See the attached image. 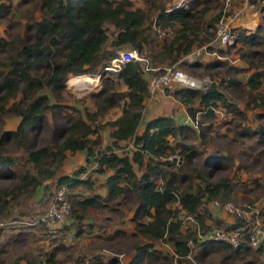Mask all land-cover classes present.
Listing matches in <instances>:
<instances>
[{"label": "trees", "instance_id": "obj_1", "mask_svg": "<svg viewBox=\"0 0 264 264\" xmlns=\"http://www.w3.org/2000/svg\"><path fill=\"white\" fill-rule=\"evenodd\" d=\"M142 1L144 7L134 6L133 0H0V18L8 19L6 35L0 34V53L4 54L0 58V127L8 115L20 118L15 129L0 130V177L16 180L9 186L10 189L0 191V212L9 205L10 195L16 197L22 191L33 190L45 178L53 176L55 169L49 166L59 167L68 151H85L88 161V156L96 161L95 170L109 172L105 180V195L83 199L73 197L70 203L98 205L100 201L106 203L123 194L134 193L138 199L133 214L134 231L147 241L134 243L136 253L129 264H181L189 252L187 241L196 240V232L182 229L180 213L184 211L185 215H193L201 229L208 228L206 218L210 219V214L201 213V205L206 200L226 201L232 191L231 183L228 178H220L206 182L204 186L198 185L193 191L190 183L181 189L178 184L190 178L185 173L174 171L175 166L180 164H176L170 156L179 153L185 161L184 153L191 160L198 152L185 145H181V151L174 150L169 136L192 131L191 125L178 124L171 116L157 115L146 121L142 132L138 133L148 95L143 65L137 60L128 61L117 72L115 79L104 76L106 72L103 68L117 55L116 49L127 44L139 53L148 45L154 56L153 63L150 62L153 67L162 66L158 64L164 60L173 62L180 55L187 54L196 38L198 21L202 18L197 14L203 15L217 0H188L186 6L172 7L167 5L169 0ZM15 2L32 5L30 13L13 20L15 16L12 15L18 9ZM152 16L161 25L177 26L174 37L161 47L151 40L148 22ZM218 17L216 15L215 19ZM21 18L24 20L21 21ZM11 21L16 22L21 31L13 32L16 24ZM107 25H112L114 29L111 39ZM107 42L112 48H108ZM238 43L242 58L247 60L249 55L261 58L258 63L249 61V66L255 71L249 75L246 84L251 99L257 106L264 107V91H260L264 89V25L258 24L250 32L238 29L235 44ZM156 47L160 49L158 53L153 52ZM260 65L262 68L258 69ZM95 72L100 73L102 86L90 93L95 106L93 111H83L63 103V91L69 77ZM119 83L123 85L121 89L117 88ZM227 85L239 86L240 83L239 80L229 79ZM43 89L50 92L53 102ZM176 91L185 102L197 98L198 109L194 111L187 107L192 119L196 110L202 111V116H212L217 106L226 108L235 116H244L237 104L228 100L214 83L205 91L191 87ZM115 106L121 107V113L108 123L114 128L110 132L111 145L96 152L94 148L100 144L99 131L103 128L98 118ZM48 112L53 117V142L28 146V131L42 129L47 124ZM199 123L201 120L198 119ZM254 133L264 137V127L244 134L249 136ZM121 140L132 142L130 155L113 150L112 146H118ZM7 141L24 147V162L30 163L31 169L19 168L18 157L3 152ZM205 161L206 167L221 166L218 156H211ZM134 164L138 168L144 166L139 176L133 169ZM58 182L74 186L81 180L61 176ZM82 182L88 180L82 179ZM172 202L177 205L172 207ZM140 216L148 219L140 221ZM212 223L221 225L219 220ZM156 240L170 243L174 252L169 254L155 248L152 243ZM198 245L200 250L195 254L198 261L209 252H225V257L232 259L239 252L249 251L246 244L232 248L224 242L209 240ZM54 256L52 252L49 262H53ZM81 260L83 263L80 264H98ZM113 260L118 258L109 260L108 264H118ZM27 264L37 263L27 259Z\"/></svg>", "mask_w": 264, "mask_h": 264}, {"label": "rangeland", "instance_id": "obj_2", "mask_svg": "<svg viewBox=\"0 0 264 264\" xmlns=\"http://www.w3.org/2000/svg\"><path fill=\"white\" fill-rule=\"evenodd\" d=\"M167 2L168 7L186 6L188 4V0H169ZM15 3L18 9L12 15L15 16L13 20L30 13L32 5ZM133 3L134 6L144 7L142 0H133ZM216 15H219L217 19H215ZM35 16L39 17L37 11ZM197 16L202 18L198 21V27L195 29L196 38L191 50L185 55H180L173 62L167 59L158 64L164 66L175 65L182 70L186 80L191 85L175 87L170 90H157L156 93L147 95L142 110L143 119L141 124L145 122L153 110V116L167 115L173 117L178 124L191 125L192 131H184V134H177L174 137L169 136L174 150L181 151V145H185L196 149L198 152L191 160L184 153V163L177 162L180 165H176L174 171L185 173L190 178V180L180 182L178 186L183 189L190 183L193 191L198 185L204 186L206 182L228 178L232 191L226 201H230L234 205L244 203L253 205L260 212L262 211L260 216L264 222V137L257 133L249 136L244 134L246 131L264 127V107L257 106L251 99L246 84L249 75L255 71V68L249 66V61L258 63L261 58L252 55L248 56L249 60L242 58L239 43L220 48L215 43V23L219 19L228 21L236 33L238 29L250 32L258 24L264 25V2L262 0H217L203 15L199 13ZM23 20L24 18H21V21ZM154 22L157 21L152 16L148 22L151 28V40L161 47L164 42H169L174 37L177 26L169 27L170 32L168 34L158 36L152 28ZM7 23L8 19L0 18V34L6 35ZM14 23L16 24V22ZM107 30L111 39V33L114 31L113 26L107 25ZM19 31H21L20 26L16 24L13 32ZM128 47L124 45L117 48L116 52L118 53L120 49H127ZM159 47H156L153 52L158 53L160 51ZM108 48L112 47L109 45ZM150 50L152 49L146 45L139 53L140 56L146 58L145 63H153L154 56ZM3 55L0 53V58ZM215 61L220 62L210 65ZM261 68V65L258 66V69ZM96 74L97 72L85 75L93 76ZM151 74L153 75V73L145 75L146 79ZM104 76L115 79L116 75L107 72ZM206 76L212 79V84H216L217 88L225 93L228 100L237 104L240 110L243 111L244 116H235L226 108L217 106L212 116H202V111L196 110L194 119L190 117L187 107L194 111L198 109L197 98L185 102L176 90L184 87L198 89L196 85L201 83L199 81ZM88 79L84 76L69 77L63 91V103L77 106L83 111H93L95 106L90 93L97 91L98 88L89 90L88 87L80 89L72 86L77 82H85ZM229 79L239 80L240 85L228 86ZM99 82V88H101L102 77L99 78ZM122 86V83H119L117 88L121 89ZM43 91L50 95V102H53L54 98L50 92L47 89H43ZM260 91H264V89H260ZM252 94L255 95V91H252ZM246 103H249L248 106H246ZM120 113L121 107L115 106L98 118V123L103 128L99 131L100 144L94 148L96 152L111 145L110 132L114 128L108 123L116 119ZM187 117L190 122L185 121ZM19 119L15 115L6 116L0 130L15 129ZM198 119L201 120V123L196 124L195 120L198 123ZM193 121L195 122L193 123ZM52 127L53 117L48 112L47 124L42 129L28 131V146L52 143ZM118 143V146H112L114 151L119 154H131L133 144L130 140H121ZM2 149L4 153L18 157L19 162L17 164L19 168L22 166L24 169H31L30 163L24 162L23 146L7 141ZM86 156L85 151H68L59 167L49 166V168L55 169L53 176L45 178L33 190L22 191L16 197L10 195L9 205L0 212V221L6 223L0 226V264H27V259L36 260L37 264H80L83 263L81 259L85 263L108 264V261L114 258L119 259L118 264H123L127 261L125 258L129 256L128 254L134 250V242L141 244L147 241L142 236L139 237L135 234L134 231L135 220L133 214L138 202L134 193L123 194L117 199L106 203L100 201L98 205L80 206L77 203L75 205L70 203L73 208H71L67 219L63 223L56 224L58 228L53 234L47 233L45 227H42L36 221L51 201L59 184L58 179L61 176L81 180L79 184L74 186L68 184L67 198L69 202H72L71 198L73 197L83 199L105 195V180L109 172L101 173L95 170L97 167L96 161L92 156H88V159H90L88 161ZM211 156H218L221 166L206 167L205 160ZM133 169L139 176L144 170V166L138 168L134 164ZM32 170L35 173L33 168ZM82 179L88 180V182H82ZM15 181L13 178L0 177V191L10 189L9 186ZM208 201H204L201 205L200 210L202 213L207 212L209 209L212 210ZM170 205L175 207L177 204L172 202ZM231 217L234 219V223L238 221L235 216V218L232 215ZM147 219L145 216L139 217L140 221H146ZM180 219L184 230L190 231V226L193 224L192 219H186L183 212L180 213ZM18 221H31L33 224L22 225ZM211 225L216 224L211 223L208 226ZM221 226L230 227L231 224L223 223ZM165 244L169 245L170 243L165 241L159 247L164 252L169 253L170 251L167 250ZM197 250L198 248L193 250L190 257L182 261L181 264H222L221 256L216 255V253L201 257L198 261L195 258ZM52 252L55 253V256L53 262H49L48 259ZM249 254L246 256L247 261H230L229 264H264V257L260 254H256L252 250ZM175 264L180 263L175 262Z\"/></svg>", "mask_w": 264, "mask_h": 264}, {"label": "built area", "instance_id": "obj_3", "mask_svg": "<svg viewBox=\"0 0 264 264\" xmlns=\"http://www.w3.org/2000/svg\"><path fill=\"white\" fill-rule=\"evenodd\" d=\"M264 2V0H262ZM216 36L215 43L217 46L225 47L232 46L236 43V31L231 27L228 21L219 19L216 23ZM169 25H161L154 22L152 25L153 30L158 36L168 34L170 32ZM137 60L143 65L145 74L153 73L148 75L147 86L148 95H152L157 90L162 89H173L180 86H190L191 83L186 80L184 73L181 69L175 65H162L160 67H153L150 63H145L146 58L140 56L137 49L128 47L127 49H120L115 57H113L109 64L103 68V71L111 72L116 75L120 68L128 61ZM95 79L94 83L88 88L94 90L100 87V73L96 75H88ZM196 85L198 89L205 91L209 85L212 84L210 77H203ZM196 124H197V120ZM193 121V123L195 122ZM192 123V124H193ZM170 159L177 162H183L184 159L179 153H175L170 156ZM68 184L59 183L54 191L53 197L49 202L46 209L40 213L39 218L36 220L49 234H53L57 231L56 224L63 223L70 211L71 204L67 198ZM212 203L215 206L222 207L228 212L232 213L237 222L230 227H222L221 225L210 226L206 229H201L195 218L191 214H186V219H192L193 224L190 228L196 232V240H188L187 245L189 252L186 257H190L191 252L196 249L199 242L203 241H217L224 242L232 246V248H239L243 244L248 245L251 248L260 250L264 255V222L260 215L261 212L251 204L234 205L230 201L220 202L217 199H213ZM19 224H33L31 221H18ZM6 224L0 221V226ZM182 229H184L182 227Z\"/></svg>", "mask_w": 264, "mask_h": 264}, {"label": "crops", "instance_id": "obj_4", "mask_svg": "<svg viewBox=\"0 0 264 264\" xmlns=\"http://www.w3.org/2000/svg\"><path fill=\"white\" fill-rule=\"evenodd\" d=\"M126 46H129V45L127 44ZM146 75H147V74H146ZM152 112H153V110L151 111L150 116L148 115V118L145 120V122L148 121L149 119L155 117V115L153 116V113H152ZM142 119H143V115H142ZM141 121H142V120H141ZM185 121L190 122V121L188 120V117L185 119ZM145 122H144L143 124L140 123V125L138 126V129H137L138 133L142 132V130H143V128H144V124H145ZM139 127H140V129H139ZM208 204H209V207L212 208V210L209 209V210L207 211V212L210 214V219H209V218H206V223H207V224H211L212 222H215L216 220H219L221 225H222L223 223H226L227 225H230V224L233 225V223H234V219L231 217V215L234 217L233 214H231L230 212L226 211V210L223 209L222 207L215 206V205L212 203V200H209V201H208ZM218 211H221V212H218ZM182 212L184 213V211H182ZM200 212H201V210H200ZM261 212H262V211H261ZM201 213H202V212H201ZM228 214H229V215H228ZM193 217H194V216H193ZM194 218H195V217H194ZM234 218H235V217H234ZM195 221H197L196 218H195ZM197 223H198V222H197ZM203 242H204V241H203ZM134 243H135V242H134ZM199 243H201V242H199ZM152 244H153V246H154L155 248H157V249H161V247H159V246H160V244L163 245L164 242L159 241V240H156V241L153 242ZM165 246H166L167 250L170 251L169 254H172V253L174 252V251H173V247H172L171 244H169V245L165 244ZM248 247H249V246H248ZM196 248H198V250H200V249H199V245H198ZM198 250H197V251H198ZM251 250L254 251L256 254H260L262 257H264V255H263L259 250L254 249V248H251V247H249V251H248V252H245V253H243V252H239V253H238V256H236L235 258H232V259H231V258H228V257H225V252L215 251V253H216V255L221 256V263H222V264H229L230 261H233V262L247 261L248 259L246 258V256H247V255H250L249 253H250ZM197 251H196V252H197ZM135 253H136V249H135V250H132L131 253L128 254L129 256H128L127 258H125L127 261L123 262V264H129V263L132 261V258L135 256ZM212 253H214V252L205 253V254H203L201 257H206V256H208V255H211ZM186 258H189V257H186ZM118 260H119V259H118ZM118 260H115V261H118ZM142 264H146V263H142Z\"/></svg>", "mask_w": 264, "mask_h": 264}, {"label": "bare ground", "instance_id": "obj_5", "mask_svg": "<svg viewBox=\"0 0 264 264\" xmlns=\"http://www.w3.org/2000/svg\"><path fill=\"white\" fill-rule=\"evenodd\" d=\"M76 76H84V77H88L89 79L87 80V81H85V82H83V81H80V82H77L75 85L73 84L72 86H74V87H79L80 89L82 88V87H85V89L88 87H90L93 83H94V81H95V79L94 78H92V77H90V76H88V75H76ZM72 77V76H71Z\"/></svg>", "mask_w": 264, "mask_h": 264}, {"label": "clouds", "instance_id": "obj_6", "mask_svg": "<svg viewBox=\"0 0 264 264\" xmlns=\"http://www.w3.org/2000/svg\"><path fill=\"white\" fill-rule=\"evenodd\" d=\"M146 75V74H145Z\"/></svg>", "mask_w": 264, "mask_h": 264}]
</instances>
